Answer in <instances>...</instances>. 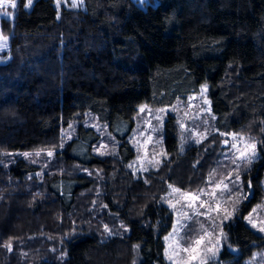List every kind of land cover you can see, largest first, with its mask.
<instances>
[{
  "label": "trees",
  "instance_id": "16d2710c",
  "mask_svg": "<svg viewBox=\"0 0 264 264\" xmlns=\"http://www.w3.org/2000/svg\"><path fill=\"white\" fill-rule=\"evenodd\" d=\"M79 1L17 0L1 19L0 264H169L168 190L226 175L227 135L261 154L242 215L263 199L264 0ZM203 86L208 136L181 144L170 113L161 164L136 170L140 109L184 104ZM228 229L233 264L264 245L241 216Z\"/></svg>",
  "mask_w": 264,
  "mask_h": 264
},
{
  "label": "rangeland",
  "instance_id": "374dc122",
  "mask_svg": "<svg viewBox=\"0 0 264 264\" xmlns=\"http://www.w3.org/2000/svg\"><path fill=\"white\" fill-rule=\"evenodd\" d=\"M56 2L58 6L81 5L79 0ZM13 3L15 7L11 6ZM146 3L147 0H139L141 6ZM16 5L17 0H0V60L3 58L2 53L9 49V37L1 30V19L13 17ZM170 113L177 118L181 144L189 141L200 143L209 134L211 101L208 88L203 86L198 94L175 107L153 109L143 106L140 109L143 123L131 137L138 151L133 162L136 170L144 171L161 164L164 158L163 128ZM67 137H70V133L66 134ZM223 144L226 146L223 162L231 164L226 166V175L198 192H186L171 186L168 190L165 203L173 212L174 221L171 230L163 238V256L169 264H233L231 262L237 259L236 255H240V251L230 244L228 227L240 216L254 231L264 236V195L259 203L253 204L248 214L242 215L241 209L254 195L250 180L261 161L257 140L231 133ZM241 153H244L243 157ZM247 167L250 169L245 180V177L240 176V171ZM242 182L245 183L244 187H241ZM185 228L197 232L188 233ZM224 249L232 254L230 259L221 257ZM241 260L244 264H264V245L256 248L249 258Z\"/></svg>",
  "mask_w": 264,
  "mask_h": 264
},
{
  "label": "snow or ice",
  "instance_id": "6c2138e0",
  "mask_svg": "<svg viewBox=\"0 0 264 264\" xmlns=\"http://www.w3.org/2000/svg\"><path fill=\"white\" fill-rule=\"evenodd\" d=\"M29 3H31V0H29ZM11 6H12V7H15V4L13 3ZM25 155H27V154H25ZM49 155H51V153H49ZM243 155H244V153H241V156H242V157H243ZM262 231H264V229H262Z\"/></svg>",
  "mask_w": 264,
  "mask_h": 264
}]
</instances>
